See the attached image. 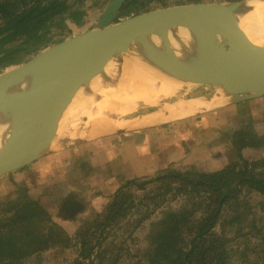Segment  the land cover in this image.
<instances>
[{
	"label": "water",
	"instance_id": "obj_1",
	"mask_svg": "<svg viewBox=\"0 0 264 264\" xmlns=\"http://www.w3.org/2000/svg\"><path fill=\"white\" fill-rule=\"evenodd\" d=\"M129 2L111 0L94 27L0 75V178L77 146L83 137L142 131L264 97V26L253 21L251 32L241 27L242 18L264 0L178 6L112 24ZM182 34L200 40L208 66L172 44L162 48ZM134 59L143 62L138 73L159 80L174 75L200 79L201 87L211 91L178 100L183 102L178 108L155 101L135 111L157 110L129 120L108 119L97 125L100 120L94 119L89 126H76L68 145L46 146L73 120L78 106L90 100L94 86L110 89L104 85L109 77ZM188 60L194 63L184 62ZM25 99L28 115L23 113Z\"/></svg>",
	"mask_w": 264,
	"mask_h": 264
},
{
	"label": "rangeland",
	"instance_id": "obj_2",
	"mask_svg": "<svg viewBox=\"0 0 264 264\" xmlns=\"http://www.w3.org/2000/svg\"><path fill=\"white\" fill-rule=\"evenodd\" d=\"M110 1L67 0L72 6V12L76 10L86 12L84 25L77 27L70 20V13L55 18L48 24L39 39H33L32 49L36 48V51L21 55L18 65L0 71V75L21 66L50 47L94 27ZM126 1L130 2L123 7L120 20L178 6L228 2L225 0H138V4L134 5L132 4L133 0ZM116 23L118 22H112V24ZM200 87L191 92L181 91L169 95L162 98L158 103L161 107L171 103L173 106L181 103L178 101L180 99L203 95L211 91L210 88ZM87 102L90 104L88 111L92 116L95 114L92 119L89 116L81 117L80 112L87 109L86 102L82 103L83 105L76 109L78 111L75 113L76 117L73 118L76 120L75 127L89 126V123L93 122L94 119L100 120L99 123H95L97 125L108 119L110 121H114V119H118V121L129 120L134 116L159 108L154 106V108L139 112L135 111L136 108L130 112H125L124 115H119L117 112L116 114L109 113V110H98L95 102L89 99ZM242 105V103L236 104V108H240L243 113L236 116L234 120L232 115L236 113V109H233L235 112L223 109L216 115L218 116L215 119L217 125L213 130L206 133L202 132V126H199L198 120H201L199 118L182 120L179 121L180 124L172 126L170 130L166 129L168 134L180 130L184 138L189 134L190 129L198 130V134L193 132L194 137L192 136L194 138L195 151L193 154L195 156L193 154V157L190 156L189 153L191 152H185L184 158L178 160V169L169 167L159 172L155 171L154 174L150 173L146 177L116 179L114 178L116 175L114 168L117 163H123L117 165V171L124 170L127 166L120 150L115 151L114 145V149L108 146L105 149L106 154H108L105 160L104 155H102L105 152L102 151L101 154L94 142L129 133L100 134L93 139L83 137L82 143L77 146L58 151L38 160V163L35 162L37 164L33 163L35 165H29L23 171H17L0 178V227L5 225L7 218L13 214L8 210L11 208V204L15 203L14 201L18 200L19 202L21 198L25 199V197L32 200L43 197V204L53 222L60 226L71 239L67 246H53L48 250L33 252L23 259L0 260V264H73L78 259L80 251V246L74 239L77 230L85 221L89 220L90 222V219H94L96 215L101 214L103 216L105 207L112 202L115 194L127 182H147L163 175L170 169L181 173H201L199 169L209 167L213 162H215L213 168H221L223 165L225 167L229 164L232 155H235L232 143L234 132L257 135L259 142L252 138H247V142L252 141L258 145L255 147L247 146L240 151L249 163L258 164L255 172L260 171L264 174V118L262 119L261 113H259L261 109L256 108V105ZM142 122L144 123V121ZM196 126H199V129ZM136 133L138 134V131ZM165 133L163 132V134ZM197 135L199 136L197 137ZM137 136L142 137L141 134ZM87 149H90L91 153ZM185 149L188 150V148ZM95 153L97 156L93 155ZM113 154H117V157L113 156L112 159H109L108 156ZM93 161L95 164L92 165ZM96 161L103 162V164H97ZM38 164L40 165L38 166ZM43 167L46 169L41 172L38 171ZM150 168H156L155 164ZM111 180L113 182L117 180L115 181L117 187L116 191H113L114 193L103 187L104 184L110 185ZM78 184L81 185V188L75 193H69ZM24 190L25 193H23ZM127 191L133 198V203L128 205L129 211L123 219L105 230L93 228L96 237L94 239L95 249L91 257L86 260V264H152L151 260H153L155 253V234H157L159 224L171 214L179 216L193 214V220L196 221L205 216L204 214H206L210 204L208 194L177 195L175 191L167 192L165 187H160L157 184L146 185L144 189L140 190L136 186H130ZM68 196H71L80 208L76 210L72 218L63 219L59 210L63 200ZM236 197V200L224 205L221 209L220 223L215 230L216 234L222 237L226 243V251L229 256L227 264H264V196L243 189ZM2 231L6 232V228H3ZM189 239L188 233L178 236L180 247H183L184 251L189 248Z\"/></svg>",
	"mask_w": 264,
	"mask_h": 264
},
{
	"label": "trees",
	"instance_id": "obj_3",
	"mask_svg": "<svg viewBox=\"0 0 264 264\" xmlns=\"http://www.w3.org/2000/svg\"><path fill=\"white\" fill-rule=\"evenodd\" d=\"M132 4L136 5L138 2ZM71 7L67 0H0V71L18 65L21 55L35 52L36 48L32 49L33 39H39L55 18L70 13V20L77 27H82L86 12H72ZM121 15L120 12L114 22L121 21ZM232 135L235 155L219 171L191 174L170 169L147 182H127L105 207L103 216L96 215L77 230L74 239L80 246V251L73 264H86V260L91 257L95 249L94 227L105 230L126 216L128 205L133 203L127 188L136 186L140 190L151 184L165 187L167 192L175 191L177 195L208 194L210 199L205 216L196 221L193 220V214H171L159 224L151 263L227 264L229 256L226 243L215 232L220 223L221 209L236 200L243 189L264 196V174L255 172L258 164L249 163L240 151L244 147L258 145L252 141L247 142V138L257 141L259 138L254 133L250 135L234 132ZM68 198L73 199L71 196ZM43 200V197L36 200L25 197L11 204L8 211L13 214L0 227V260L23 259L33 252L48 250L53 246H67L71 241L63 229L53 222ZM3 228H6V232L2 231ZM184 233L190 236L186 251L178 241V236Z\"/></svg>",
	"mask_w": 264,
	"mask_h": 264
},
{
	"label": "bare ground",
	"instance_id": "obj_4",
	"mask_svg": "<svg viewBox=\"0 0 264 264\" xmlns=\"http://www.w3.org/2000/svg\"><path fill=\"white\" fill-rule=\"evenodd\" d=\"M253 21L256 23L261 21L264 26V3H258L253 6L252 12L242 18L241 27L251 32V24ZM253 39L258 41L256 36ZM171 44L174 50L188 54L194 62H199L198 64L202 66L209 65V61L205 59L200 50V40L197 37L182 34L178 39H174L172 43L162 45V48L169 49ZM184 62L194 63L189 60ZM142 64L143 62L139 59L129 61L125 69L112 74L106 81L104 85L110 89L105 90V88H102V86L99 87V85L92 88L93 96H90V101L95 102L98 110L103 111L102 109H104L109 110V113L116 114L117 112L119 115H124L125 112H130L138 107L151 105L155 101H160L169 95H174L181 91L191 92L200 87L203 82L200 79H191L180 75H174L166 79L161 78L160 80L154 79L145 74L138 73L142 70ZM131 72L134 74H130ZM26 101L25 99L22 103L24 106V115L29 112L27 108L28 102ZM85 104L87 109L80 112L79 115L81 117L89 116L92 119L95 113L92 116L88 111V107L90 106L89 102ZM182 105L183 102L177 103L173 105V108H178ZM74 117H76V114ZM89 117L88 119H90ZM75 125L76 120H71L60 133L47 141L46 146L64 147L68 145L70 143V137L75 131Z\"/></svg>",
	"mask_w": 264,
	"mask_h": 264
},
{
	"label": "crops",
	"instance_id": "obj_5",
	"mask_svg": "<svg viewBox=\"0 0 264 264\" xmlns=\"http://www.w3.org/2000/svg\"><path fill=\"white\" fill-rule=\"evenodd\" d=\"M243 105H256V108L261 109L259 113H261L262 119L264 118V97L259 98V99H254L250 101H245L242 102ZM242 105V106H243ZM224 110L228 111H233V109H236V113L232 115V119L238 115H241L243 112L240 111V108H236V105H230V106H225L223 108L217 109V110H207L209 112H206L202 115H198L195 117H192V119H201L198 120L200 123V127L202 126V132L206 133L208 131H211L214 129L215 125H217L215 119L218 117V113L222 112ZM233 111V112H235ZM253 116V115H252ZM187 121V120H186ZM163 123V122H160ZM181 122H174V123H169V124H159L156 127H151L145 130H142L141 132L138 131V134H141V136H137L138 134L136 132H132L129 134H124L121 136H111L107 138V140H99L97 142H94L96 144V148L99 150L101 153L104 151L105 153L102 154L104 155V158L106 160V151L105 149L110 146L112 149L116 148L115 151L120 150V154L124 158L125 164L127 166L123 170H118L117 171V165H122L123 163L121 162L120 164L117 163L115 166V172L116 175L114 178H131V177H146L150 175V173L154 174L155 171L159 172L162 170H165L167 168H173V169H178L179 164L178 160L181 159L182 157L184 158V153L185 152H191L189 153L190 156L193 157V151L194 146V136L193 132L196 134L198 130L193 131V129H190L188 131V135H186V138L182 137L183 135L181 134L180 130H177L176 133H167V130H170V128L174 125L180 124ZM183 123V122H182ZM199 126H196L199 129ZM167 129V130H166ZM163 132L165 134H163ZM168 134V135H167ZM167 136L169 137L167 139ZM193 136V137H192ZM199 135H197L198 137ZM140 140V141H139ZM112 145V146H111ZM114 145V148H113ZM185 148H188L186 150ZM89 153H91L90 149H87ZM190 150V151H189ZM193 154V155H192ZM97 156V153L93 154ZM114 157H117V154H113L112 156H108L109 159H112ZM195 156V155H194ZM113 161V160H112ZM194 161V160H193ZM199 161V160H196ZM98 162L97 164H103V162ZM38 163V162H37ZM35 163V164H37ZM95 164V161L92 162ZM32 164V165H35ZM96 164V165H97ZM156 166V168H150L152 165ZM40 164H38L39 166ZM212 165V166H211ZM209 167L201 168L199 171L201 173H212L221 170L223 166L213 168L215 166V162H213ZM121 167V166H120ZM46 167L38 169V171L45 170ZM23 171V170H22ZM24 173V172H23ZM117 181V180H115ZM113 182L111 180L108 184H104L103 187L105 189H110L112 193L113 191H116L117 184L116 182ZM81 188V185L75 186V188H72L69 193H75L78 191V189ZM77 204V202H76Z\"/></svg>",
	"mask_w": 264,
	"mask_h": 264
},
{
	"label": "flooded vegetation",
	"instance_id": "obj_6",
	"mask_svg": "<svg viewBox=\"0 0 264 264\" xmlns=\"http://www.w3.org/2000/svg\"><path fill=\"white\" fill-rule=\"evenodd\" d=\"M135 1L138 2V0H133V2H135ZM133 2H132V3H133ZM120 12H121V11H120ZM120 12H119V13H120ZM119 13H118V14H119ZM62 203H63V204H62L61 207H60L59 214H60V216H61L63 219H65V218H67V217L72 218V217L74 216L76 210H77L78 208H80V207L78 206V204H76V202H75L74 199H69L68 197L65 198V200H63Z\"/></svg>",
	"mask_w": 264,
	"mask_h": 264
}]
</instances>
